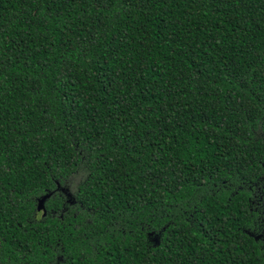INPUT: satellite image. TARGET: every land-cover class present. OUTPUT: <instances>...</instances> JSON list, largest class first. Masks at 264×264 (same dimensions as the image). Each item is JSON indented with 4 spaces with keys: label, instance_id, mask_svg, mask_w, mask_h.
<instances>
[{
    "label": "trees",
    "instance_id": "obj_1",
    "mask_svg": "<svg viewBox=\"0 0 264 264\" xmlns=\"http://www.w3.org/2000/svg\"><path fill=\"white\" fill-rule=\"evenodd\" d=\"M258 236L264 0H0V264H264Z\"/></svg>",
    "mask_w": 264,
    "mask_h": 264
},
{
    "label": "water",
    "instance_id": "obj_2",
    "mask_svg": "<svg viewBox=\"0 0 264 264\" xmlns=\"http://www.w3.org/2000/svg\"><path fill=\"white\" fill-rule=\"evenodd\" d=\"M49 194L42 196L40 199L37 200L36 205V211L42 212V215L45 216L46 210H45V201L49 198Z\"/></svg>",
    "mask_w": 264,
    "mask_h": 264
},
{
    "label": "rangeland",
    "instance_id": "obj_3",
    "mask_svg": "<svg viewBox=\"0 0 264 264\" xmlns=\"http://www.w3.org/2000/svg\"><path fill=\"white\" fill-rule=\"evenodd\" d=\"M78 180H79L78 178H76V179L74 178V180H72V181H73L74 184H76V183L78 182ZM74 184H73V185H74ZM71 188L73 189V187H70V189H71ZM70 189H69V190H70Z\"/></svg>",
    "mask_w": 264,
    "mask_h": 264
},
{
    "label": "flooded vegetation",
    "instance_id": "obj_4",
    "mask_svg": "<svg viewBox=\"0 0 264 264\" xmlns=\"http://www.w3.org/2000/svg\"><path fill=\"white\" fill-rule=\"evenodd\" d=\"M257 239H259L260 242H263L264 243V237L258 236Z\"/></svg>",
    "mask_w": 264,
    "mask_h": 264
}]
</instances>
